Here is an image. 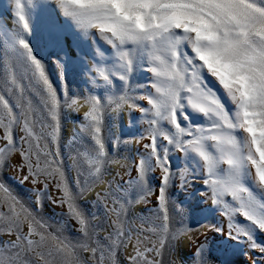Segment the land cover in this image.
<instances>
[{"label": "snow or ice", "instance_id": "6c2138e0", "mask_svg": "<svg viewBox=\"0 0 264 264\" xmlns=\"http://www.w3.org/2000/svg\"><path fill=\"white\" fill-rule=\"evenodd\" d=\"M9 2L0 264H264V0Z\"/></svg>", "mask_w": 264, "mask_h": 264}, {"label": "bare ground", "instance_id": "6f19581e", "mask_svg": "<svg viewBox=\"0 0 264 264\" xmlns=\"http://www.w3.org/2000/svg\"><path fill=\"white\" fill-rule=\"evenodd\" d=\"M45 15H46V12H45ZM0 24H7L8 27L12 26V16H11V12H10L9 0H0ZM42 39H44V37ZM53 72H54V66H53ZM75 78L78 81L82 82V80L79 77H75ZM72 124H73L72 119L67 120V122L65 124V130H64L65 136H67L68 132L71 130Z\"/></svg>", "mask_w": 264, "mask_h": 264}, {"label": "rangeland", "instance_id": "374dc122", "mask_svg": "<svg viewBox=\"0 0 264 264\" xmlns=\"http://www.w3.org/2000/svg\"><path fill=\"white\" fill-rule=\"evenodd\" d=\"M45 10L44 9H38L37 12H36V17L38 20L41 21V23L43 22L44 18H45ZM41 38H43V33L41 34ZM35 39H38V36L35 38ZM53 80H55V77L53 75ZM138 82H143L142 81V78L140 80H138ZM70 87L72 88H77V89H82L85 87V85L78 81L75 77H71L70 78V84H69ZM7 175V174H6ZM12 183H15V182H12ZM18 191H21V194H24V190L23 189H19L18 188ZM179 199H183V194H179ZM57 211H59V209H57ZM45 215L46 216H50L51 215V210L50 209H45Z\"/></svg>", "mask_w": 264, "mask_h": 264}]
</instances>
